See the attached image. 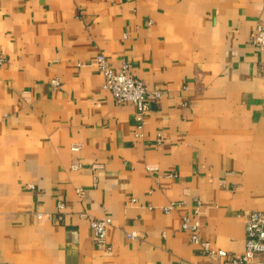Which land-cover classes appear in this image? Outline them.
I'll list each match as a JSON object with an SVG mask.
<instances>
[{"label": "crops", "instance_id": "obj_1", "mask_svg": "<svg viewBox=\"0 0 264 264\" xmlns=\"http://www.w3.org/2000/svg\"><path fill=\"white\" fill-rule=\"evenodd\" d=\"M259 23L264 0H0V264H207L187 215L242 254L264 212ZM99 53L161 92L142 136Z\"/></svg>", "mask_w": 264, "mask_h": 264}, {"label": "built area", "instance_id": "obj_2", "mask_svg": "<svg viewBox=\"0 0 264 264\" xmlns=\"http://www.w3.org/2000/svg\"><path fill=\"white\" fill-rule=\"evenodd\" d=\"M251 42L259 48L264 49V24L259 23L251 37ZM6 63V59L0 56V66ZM94 65L104 75V87L109 89L118 103H133L136 106L137 136L143 135L145 125V113L150 109L152 103L158 102L162 96L158 90L150 89L146 83L136 77L128 63L120 67H114L103 53H99L95 59ZM55 87L61 85L58 78L52 79ZM74 164V167H78ZM78 192L82 193L79 189ZM60 208L64 206L59 203ZM174 204L164 207L169 212ZM199 213V206L196 209ZM53 216L46 213H38L40 219ZM62 214L56 218L62 219ZM245 251L242 254L229 255L224 249L212 247L210 241L204 240L200 234V220L190 216H184L182 221L183 229L189 231L190 239L193 243L199 245V252L208 255L211 260L207 264H264V212L249 211L245 213ZM112 224L110 217L93 218L90 220L93 231V239L96 245L102 249L111 250L112 247L107 240V230ZM137 236L136 232L128 233V237ZM230 256L229 260L224 261V257Z\"/></svg>", "mask_w": 264, "mask_h": 264}]
</instances>
